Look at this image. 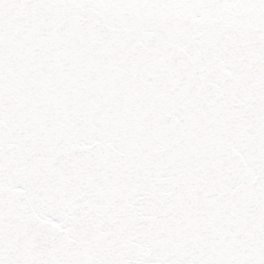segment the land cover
I'll return each mask as SVG.
<instances>
[{"label": "snow or ice", "instance_id": "snow-or-ice-1", "mask_svg": "<svg viewBox=\"0 0 264 264\" xmlns=\"http://www.w3.org/2000/svg\"><path fill=\"white\" fill-rule=\"evenodd\" d=\"M0 264H264V0H0Z\"/></svg>", "mask_w": 264, "mask_h": 264}]
</instances>
